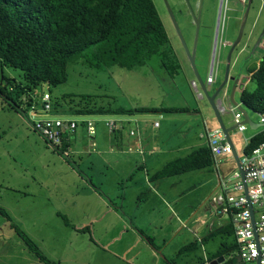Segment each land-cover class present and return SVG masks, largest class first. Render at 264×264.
Instances as JSON below:
<instances>
[{"label": "crops", "instance_id": "1", "mask_svg": "<svg viewBox=\"0 0 264 264\" xmlns=\"http://www.w3.org/2000/svg\"><path fill=\"white\" fill-rule=\"evenodd\" d=\"M215 9L216 7L213 15ZM228 11L229 8L226 10L223 37L226 42H232L237 28L230 32L232 37H229V29L233 28L227 25ZM230 18L234 19L233 16ZM256 57L258 63L261 57ZM207 60L208 52L203 58L201 55L196 57L198 73L205 74L204 80L208 73ZM181 65L194 104L190 105L185 101L183 106H162L187 109L183 113L189 117L178 120L184 136L177 140H172L169 134L175 120L171 114L152 122L140 121L133 115V119H116L121 123L112 133L107 130L104 120H100L99 124H95L96 132L93 138L88 136L84 125H79L67 135L60 150L48 147L45 139L35 133L34 136L40 138L45 146L33 147L34 154L28 159L31 170L28 175L21 174L18 180H15L16 185L7 186V195L0 193V205L5 207L3 209L8 212L11 221H22V229L13 221L12 223L33 241L49 260L57 264H175L178 250L187 244L186 231H182L181 227H187L181 225L175 211L167 207L169 204L165 202L164 194L158 193V189L168 182V186L174 190L170 199L174 207L180 210L181 194L177 188L180 182L178 176L182 174L155 181H152L151 177L166 162L207 146L205 127L218 126L216 121L211 120L215 118L211 109L204 101L198 100L199 95L193 86L194 76L187 72L183 63ZM240 93L241 90L237 99L234 97L238 103ZM193 115L201 117L200 126L194 124L195 119H190ZM232 115V110L222 112L226 125L231 124L229 117L233 122ZM155 121L159 123L157 127L153 126ZM132 122L134 126H130ZM26 124L22 116L21 125L25 129ZM131 129L135 131L133 136L129 135ZM263 131L261 128L244 137L240 144L242 151L246 141ZM92 141L94 146L91 145ZM181 151L189 152L181 154ZM137 171H141V174H136ZM172 177L174 179H169ZM153 182H157L156 187L151 184ZM157 206L160 210L158 213L155 211ZM161 209L165 210L166 215L161 214ZM0 216L7 220L10 228L16 233L11 222L3 215ZM210 217V225L218 223L216 226H220L226 222L222 216L214 215L213 211L210 212ZM56 218H60L64 225L71 228L70 234L63 236L42 226ZM199 219V216L192 218L190 224L198 222ZM210 225L206 232L212 229L209 228ZM139 231L150 237L153 245ZM157 234L160 235L162 246L155 241ZM16 238H20L17 233ZM20 240L24 262L19 264H42L37 256L29 251L24 241L21 238ZM176 243L183 244L176 252H172L171 248ZM205 258L207 257H197L198 264Z\"/></svg>", "mask_w": 264, "mask_h": 264}, {"label": "rangeland", "instance_id": "2", "mask_svg": "<svg viewBox=\"0 0 264 264\" xmlns=\"http://www.w3.org/2000/svg\"><path fill=\"white\" fill-rule=\"evenodd\" d=\"M152 1L166 30L168 44L163 46L160 52L153 56L145 64L134 67L130 70L116 65L108 67L104 70H97L89 66L83 58H73L67 64V79L65 82L54 87L49 86L46 83H41L34 88L33 94L36 96L35 101L37 102L35 113L24 108L26 109V112L25 114H22L21 112L9 108L7 103L0 96V193L2 195H7V186L17 184L15 180H18V177H20L21 174L28 175L31 170V165L28 164V159L34 154L33 147L45 146L40 138L34 136L38 132L32 128V120L70 118L79 121L89 118L99 124L100 120L132 117L113 114L75 115L53 114L50 111L44 112L42 111L41 100V95L44 92H49L52 97V101L61 103L63 108H67L68 103H65L62 96L72 95L74 99H77L76 97L83 94L91 95L93 97L89 102L90 107L133 108L139 106H183L185 101H188L190 105L194 104L193 96L181 70V63H183L187 68V72L194 75L185 49L175 29L174 23L164 13L163 7L161 6V0ZM175 1L177 2L178 9L177 13H175V21L187 48L191 50L194 45L196 31L192 13H196L198 11L199 0ZM205 2L206 0H202L200 22L196 36V51L199 49L201 42L206 41L207 38V33L203 32V22L206 23L207 26L212 27L211 31H209L211 35L209 42L210 51L208 52L209 63L211 47L215 37V25L219 0H216L214 15L207 19H202ZM210 2H215V0H211ZM212 8H214L213 3ZM228 8L230 11H228L227 25H231V28H233L232 30L229 29V37H232L230 32H234V28H237L238 31L240 17L239 8H242V6L239 0H229ZM230 16H233L234 19L231 20ZM251 26L253 27L252 34L256 35L257 38L262 39L261 41L263 47L258 46L253 53V58L248 59L244 63L242 78L234 95L236 99L238 98V94L241 89L245 88L246 91H251L252 88L255 87L252 80L247 81L248 73H246V71L248 68H255L257 66L258 63L255 60L257 58L256 56L259 55V57H261L264 55V0H251L247 23L244 28V35L248 32V30H250ZM217 49L218 47H216V50ZM206 71L208 72V70ZM4 74L8 77H14L17 80L21 76V72L18 69L8 67L4 68ZM199 75L202 79L205 78V74ZM219 80L220 77L214 87L218 85ZM0 84L3 85L4 82L0 81ZM67 100L68 98H66V101ZM247 111L250 118L254 122H261L259 114L252 112L249 109ZM168 115L169 114L166 113L145 112L137 113L133 116L140 121L145 120L152 122L154 120L159 121L160 119H164ZM22 116L27 122L26 129L21 125ZM171 116H173V119L175 120L173 121L169 134L172 140H177L181 138L182 135L184 136L181 127H179L180 122L178 120L182 118L187 119L189 116L183 112L174 113L171 114ZM229 118L232 124V118ZM131 119H133V117ZM190 119H195L196 121L194 124L197 126H200L202 123L200 116L193 115ZM211 120L216 121L215 118H211ZM188 121L190 122V120ZM130 126H134V123L132 122ZM261 128L264 129V123L256 129H250L249 126H247L245 131L240 132L237 129L231 131L230 136L236 147L238 156L242 154V145L240 144L244 137H248L249 134L260 130ZM48 147L50 146L48 145ZM116 151H118L117 148ZM186 152L189 151H181V154H185ZM235 167L236 164L233 156L228 155L221 160L218 165V170L221 177L227 178L231 175ZM136 174L140 175L141 171H137ZM178 177H180V182L177 190H180L179 194H181V203L179 204V208L182 206L180 210L174 207V204L170 199L174 190L168 186V182L163 183L162 186L159 187L158 193L164 194L165 202L169 204L167 207H171L178 215L181 225H185V227H187L182 228L180 226L182 231L183 229L186 231L187 239L185 243H188L192 239L201 237L211 224L210 212L214 211L215 208L212 203V197L218 190V176L215 168L212 167L210 169L205 168L186 172ZM169 179L174 178L172 177ZM156 183L157 182H153L151 184L155 186ZM2 208L5 209V207ZM15 210L17 211L18 209ZM155 211L157 213L160 211L158 206L155 208ZM161 212L162 215H166L164 209H161ZM196 216L200 217L199 221L190 224V220ZM223 219H227V217L224 216ZM12 221L20 229H22V221H14V219ZM217 224L218 223H214V225H210L211 227L209 228H214ZM42 226L63 236L70 234L72 231L70 227L64 225L60 218L44 223ZM158 234L155 235V241L157 244L162 246L159 241L160 235ZM231 240L232 238L229 236L216 235L210 238L205 244H198V247L195 250L178 256L176 260L174 259L175 264H198L197 257L208 258V256L212 255L218 247H220L221 243L229 242ZM178 244L179 243H176L172 246V252H176L178 247L183 243H180V245ZM21 247L22 242L20 238H16V233L10 228L7 220L0 216V264H19V262H24L22 258L23 255L21 254L22 250H20ZM248 264L255 263L249 262Z\"/></svg>", "mask_w": 264, "mask_h": 264}, {"label": "trees", "instance_id": "3", "mask_svg": "<svg viewBox=\"0 0 264 264\" xmlns=\"http://www.w3.org/2000/svg\"><path fill=\"white\" fill-rule=\"evenodd\" d=\"M166 44L168 36L152 0H0V81L4 82L0 84V96L9 108L25 114L20 106L22 99L30 102V94L41 83L54 87L65 82L67 64L73 58H83L97 70L114 65L130 70L145 64ZM5 67L18 69L20 78L6 76ZM250 74L255 87L251 91L242 89L240 101L252 112L264 115V55ZM66 96L62 99L68 103L67 108L53 102L50 96V112L132 116L145 112L173 114L187 110L184 107H90L91 95H79L77 99L72 95ZM262 141L264 131L252 136L243 152L248 153ZM212 166L210 149L203 146L166 162L152 174L151 180ZM0 214L11 222L29 251L42 264H57L45 257L38 246L12 223L1 206ZM62 218L67 223L65 217ZM216 235L229 236L232 240L221 243L208 256V262L223 257L219 264H239L229 220L210 229L200 239L182 246L178 256L195 250L198 244L203 245ZM144 238L153 245L150 237Z\"/></svg>", "mask_w": 264, "mask_h": 264}, {"label": "built area", "instance_id": "4", "mask_svg": "<svg viewBox=\"0 0 264 264\" xmlns=\"http://www.w3.org/2000/svg\"><path fill=\"white\" fill-rule=\"evenodd\" d=\"M239 1L244 3L245 0ZM228 2L229 0H221L220 15L217 24L216 46L214 47L210 71L205 79L209 86L215 85L220 75L218 70L219 44H230V42H226L223 37ZM216 47H218L217 50ZM250 75V73L247 74V81L250 80ZM30 98L32 99L30 102L23 98L20 106L25 112L27 109L35 113L37 104L35 101L36 96L32 93L30 94ZM41 100L42 111H50L51 100L49 92L42 93ZM231 110L233 114V123L237 124L235 129L240 132L244 131L248 125L247 123H240L242 120L241 113L237 111L235 107H232ZM259 115L260 121L264 123V115ZM103 123L107 130L112 133L119 126L118 124H120L121 121L116 119H105ZM31 124L32 128L47 141L48 145L56 150L61 149L64 139L79 125H84L86 127L87 134L91 138H93L96 132V123L89 118L79 121L70 118L37 119L32 120ZM158 124V121L153 122L154 127H157ZM129 135H135V131L133 129L129 130ZM204 135L212 156L213 167L218 176V190L212 197V203L215 207L213 214L222 217L226 216V221L229 220L232 224L233 235L235 243L237 244V255L240 261L239 264H248L249 262L255 263L257 257H260L259 263L264 264V141L248 153L242 151V154L238 156L241 168L244 171V179L242 180L240 171L237 167H235L231 175L227 178L221 177L219 173L218 165L221 160L228 155H232L230 145L225 140L221 128L219 126L215 128L205 127ZM248 141H246V144ZM91 145L94 146L95 143L92 141ZM243 182L246 184L247 193L244 192ZM248 201L251 205L254 217L253 223L251 222V211L248 207ZM254 230L256 231V238L254 237ZM199 264H209L208 259L205 258L204 261Z\"/></svg>", "mask_w": 264, "mask_h": 264}, {"label": "water", "instance_id": "5", "mask_svg": "<svg viewBox=\"0 0 264 264\" xmlns=\"http://www.w3.org/2000/svg\"><path fill=\"white\" fill-rule=\"evenodd\" d=\"M211 0H207V4L204 8V14L202 15V19H207L210 16L213 15V8ZM250 0H248L247 7L244 10V13L242 15L239 28L237 31V34L232 42L230 44H219V62H218V70L220 72V80L217 86L214 87V85H208L204 79H202L198 73L197 65H196V57L199 55L204 57L207 52L210 51V38L211 35L209 31H211L212 27L207 26L206 23H203V32H206V41H202L201 45L199 46V49L196 51V36L198 33V26L200 22V15H201V4L199 3V8L196 13H192V17L195 23V40L194 45L191 50H189L184 42V39L181 35L180 30L178 29L177 23L175 19L172 17V22L174 23L175 29L180 37L181 43L185 49L187 58L189 60L190 66L193 70V86L195 89V92L199 95L198 100L204 101L206 105L211 109L216 122L218 126L221 128L223 135L225 137V140L230 145V148L232 150V156L235 161L236 167L240 171V175L242 180L244 179V171L241 168V163L239 161L238 154L235 150L234 144L231 139V131H233L236 128V123L226 125L222 119V112L225 111H231L232 107H235L237 111H239L242 115V120L240 123H247V125L250 128H256L258 126L263 125L262 122L255 123L248 114V108L240 101L239 103L235 101L234 94L236 91L237 86L240 84L242 73H243V66L244 63L251 58V55L253 54L255 48L258 45V41H255L253 45H251L253 40V34L251 30H248V32L244 35V28L247 23V17H248V11L250 7ZM220 7H221V0H219V7H218V13H217V19H216V25H215V37L212 43L211 47V53L209 57V63H208V73L210 71L211 62L213 59V53H214V47L216 46V33H217V24L218 19L220 15ZM208 31V32H207ZM225 47H228L226 50ZM199 51V52H198ZM198 53V54H197ZM197 55V56H196ZM208 61V60H207ZM207 73V74H208ZM242 90V89H241ZM244 185V192L247 193L246 190V184L243 182ZM246 198L248 200V196L246 194ZM248 207L251 211V222H254V217L252 214L251 205L248 201ZM254 227V226H253ZM254 237L256 238V231L254 230ZM223 260V257H219L217 259H214L209 262V264H219ZM260 257H257L255 264L259 263Z\"/></svg>", "mask_w": 264, "mask_h": 264}, {"label": "flooded vegetation", "instance_id": "6", "mask_svg": "<svg viewBox=\"0 0 264 264\" xmlns=\"http://www.w3.org/2000/svg\"><path fill=\"white\" fill-rule=\"evenodd\" d=\"M200 1L202 2V0H199V3H200ZM207 1V0H206ZM240 4H241V6H242V8H239V14H240V17H239V24H240V21H241V18H242V15H243V13H244V10H245V8L247 7V4H248V0H245L244 1V3H241L240 2ZM205 5H206V2H205ZM204 5V6H205ZM161 6L163 7V10H164V13H165V15L169 18V19H171V21H172V17L175 19V17H176V14L175 13H177V11H178V9H177V2L175 1V0H161ZM213 6H214V8L216 7V0H215V2H213ZM201 8H202V4H201ZM214 8H213V10H214ZM239 28V27H238ZM252 29H253V27L251 26V28H250V30H251V32H252ZM257 34V33H256ZM216 37H217V33H216ZM211 39V38H210ZM262 39H259V38H257V36L256 35H253V40H252V44L251 45H253V43L255 42V41H258V45H257V47L255 48V50L258 48V46L259 47H263V44H262V41H261ZM255 50H254V52H255ZM253 52V53H254ZM253 56V54L251 55V57ZM251 69H253V68H248L247 69V71H246V73H250V70Z\"/></svg>", "mask_w": 264, "mask_h": 264}]
</instances>
